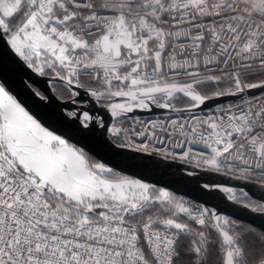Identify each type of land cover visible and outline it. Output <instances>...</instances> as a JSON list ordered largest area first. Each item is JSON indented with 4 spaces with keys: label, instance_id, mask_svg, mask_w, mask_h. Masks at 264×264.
Listing matches in <instances>:
<instances>
[{
    "label": "snow or ice",
    "instance_id": "obj_1",
    "mask_svg": "<svg viewBox=\"0 0 264 264\" xmlns=\"http://www.w3.org/2000/svg\"><path fill=\"white\" fill-rule=\"evenodd\" d=\"M0 41L15 57L0 62V264H264V228L82 142L175 160L144 143L172 140L188 163L199 151L198 167L260 191L225 189L264 217V0H0ZM29 72L62 87L49 95ZM227 96L239 101L182 115ZM154 108L180 115L109 129L98 114Z\"/></svg>",
    "mask_w": 264,
    "mask_h": 264
},
{
    "label": "water",
    "instance_id": "obj_2",
    "mask_svg": "<svg viewBox=\"0 0 264 264\" xmlns=\"http://www.w3.org/2000/svg\"><path fill=\"white\" fill-rule=\"evenodd\" d=\"M14 59V54L9 49L5 48L3 42L0 41V62H3L7 67L15 68ZM20 74L22 73L14 75L18 78ZM28 75H31L35 81L33 87L47 92L49 95L55 92V89L51 88V83L48 85L45 84V78L35 76L30 72ZM27 79L28 76L26 75L25 80ZM57 87H62V83L57 82ZM21 94L23 95L24 93L22 92ZM245 95L247 96V94ZM25 98L27 99L28 97L26 96ZM83 99L85 102L79 107H91L94 103V101H89L88 98ZM238 101L239 97L237 96L223 97L217 101H210L203 111L213 110L218 106L222 107L225 104H234ZM63 102L64 101L61 99L54 101V103ZM113 102L121 101L116 100ZM29 103H31L30 100ZM195 111L201 110L196 109ZM161 113L171 112L156 108L151 112L135 110L133 113L127 114V117ZM98 114L105 120L108 127L113 121L124 118L111 117L110 113L103 109L99 110ZM76 139L80 138L77 137ZM82 142L86 143L99 157L108 161L111 165H114L126 175L155 184L159 188L173 192L178 197L199 204L201 207H208L217 214L228 217L242 224L250 225L256 229L264 228V217L258 213H253L250 207L245 208L244 204H238L234 200L228 199L229 193L225 191V189L231 188L237 195L240 194V191L243 188L244 191L249 193L251 199L256 200L261 193L252 185L244 186L242 182L225 175L199 170L175 161L165 160L132 150H125L123 153L108 151L102 149L95 138H88ZM205 184L209 185L208 189H204Z\"/></svg>",
    "mask_w": 264,
    "mask_h": 264
},
{
    "label": "built area",
    "instance_id": "obj_3",
    "mask_svg": "<svg viewBox=\"0 0 264 264\" xmlns=\"http://www.w3.org/2000/svg\"><path fill=\"white\" fill-rule=\"evenodd\" d=\"M238 2H240V0H238ZM241 7H244V3L243 2H241ZM214 110H216V109L204 110V111H195L194 113L185 112L182 115H183L184 118H187V117H189L190 115H193V114L203 116L206 112H210V111H214ZM178 115H180V114L175 113V112H171V113H161V114H146V115L133 116V117H135V121H140L142 119L145 123L153 122V121H159L161 124H164L169 119L177 117ZM133 117H126V118L117 119V120L113 121L108 128L111 129L113 126L123 127L125 129H127L129 127H137L138 124L136 122H134ZM141 139L142 138L137 137L136 138V142L139 143L141 141ZM161 139H163V136H161ZM176 142L182 143L183 140L178 139ZM144 143H149L153 147L163 148V149L168 151L170 156H175L176 159L175 160H173V159H165V158H163L161 156H157V155H154V154H148V155H152V156L159 157V158H162V159H165V160H169V161H175V162H178V163H181V164H185V165L197 168L199 170L207 171L204 168H201V167L197 166L198 161H199V151L194 150V152L192 154L194 158H193L191 163H188V162H185V161L180 159V153H182L184 151V149L177 148L175 146V143L172 140H169V142L167 144H163V145L153 144L151 140H144ZM199 148H200V145H196L195 146V149H199ZM144 154H146V153H144ZM184 200H186V199H184ZM187 201H189V200H187ZM189 202L194 204V205H199V204H196V203L191 202V201H189Z\"/></svg>",
    "mask_w": 264,
    "mask_h": 264
},
{
    "label": "trees",
    "instance_id": "obj_4",
    "mask_svg": "<svg viewBox=\"0 0 264 264\" xmlns=\"http://www.w3.org/2000/svg\"><path fill=\"white\" fill-rule=\"evenodd\" d=\"M61 87H57L56 89H55V92H57V91H59V89H60ZM61 100H63L62 98H61ZM240 194H237V196H239ZM245 203H246V201H245ZM237 222V221H236ZM238 224H240L242 227H248V228H254V227H252V226H250V225H247V224H242V223H240V222H237Z\"/></svg>",
    "mask_w": 264,
    "mask_h": 264
}]
</instances>
